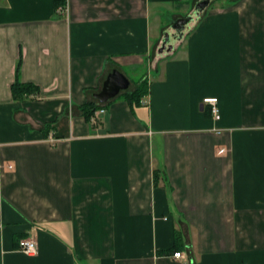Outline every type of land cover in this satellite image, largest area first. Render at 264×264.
<instances>
[{
    "label": "crops",
    "instance_id": "1",
    "mask_svg": "<svg viewBox=\"0 0 264 264\" xmlns=\"http://www.w3.org/2000/svg\"><path fill=\"white\" fill-rule=\"evenodd\" d=\"M198 1L0 0V264H264V0Z\"/></svg>",
    "mask_w": 264,
    "mask_h": 264
},
{
    "label": "trees",
    "instance_id": "2",
    "mask_svg": "<svg viewBox=\"0 0 264 264\" xmlns=\"http://www.w3.org/2000/svg\"><path fill=\"white\" fill-rule=\"evenodd\" d=\"M136 87L130 91L125 93V98L129 103H137L139 104L142 98L148 92V85L146 79H141L137 81ZM11 96L15 101H23L25 99H33L38 96L39 88L36 84L32 82H24L18 79L14 80L10 85ZM101 104H98L94 101H86L79 105L80 113L84 117L85 120L89 121L95 111L100 107ZM182 245L180 236L176 233L174 237V242L172 247L167 250L165 253H171L172 251L179 249Z\"/></svg>",
    "mask_w": 264,
    "mask_h": 264
},
{
    "label": "water",
    "instance_id": "3",
    "mask_svg": "<svg viewBox=\"0 0 264 264\" xmlns=\"http://www.w3.org/2000/svg\"><path fill=\"white\" fill-rule=\"evenodd\" d=\"M209 1L210 0H199L195 4V9L193 11L195 16H198L201 13V11H203L208 6ZM191 19L192 16H188L186 18H179L173 23L174 29L179 34L178 37L182 35V32L186 24ZM168 40H169V36L166 33L164 39H162V48L160 49V51L165 47ZM127 86H128V81L126 80V78L122 77L121 74L115 71L107 76L106 80L103 83L102 89L100 90V92L94 94V97L97 98V100L100 103H104L109 98L115 96L120 89H125Z\"/></svg>",
    "mask_w": 264,
    "mask_h": 264
},
{
    "label": "built area",
    "instance_id": "4",
    "mask_svg": "<svg viewBox=\"0 0 264 264\" xmlns=\"http://www.w3.org/2000/svg\"><path fill=\"white\" fill-rule=\"evenodd\" d=\"M202 102L210 106V112L212 114V117L215 120H218L220 118V114H219V109L217 106V98L216 97H205L203 98ZM97 111L104 112L105 109L100 107ZM95 115H96V111L93 113L90 120H92ZM37 248H38V241H37V237L34 234L26 235V237H22L18 240L17 250L21 251L22 253L26 255L33 256L37 254L38 252ZM171 256L173 258H181V259L185 257L182 251H174L171 254Z\"/></svg>",
    "mask_w": 264,
    "mask_h": 264
},
{
    "label": "rangeland",
    "instance_id": "5",
    "mask_svg": "<svg viewBox=\"0 0 264 264\" xmlns=\"http://www.w3.org/2000/svg\"><path fill=\"white\" fill-rule=\"evenodd\" d=\"M222 1L225 2V1H227V0H222ZM214 5H216V4H214ZM192 22H193V21H192ZM192 22H190V23L192 24ZM144 72L147 73V72H146V69L144 70ZM141 73H143V71H141ZM130 77H131V79H133V80H137V78H138V76H137V75H134V74H132ZM145 79H146V78H145Z\"/></svg>",
    "mask_w": 264,
    "mask_h": 264
}]
</instances>
